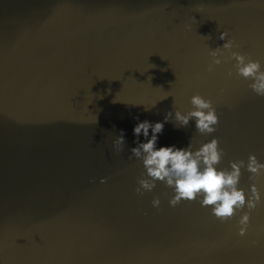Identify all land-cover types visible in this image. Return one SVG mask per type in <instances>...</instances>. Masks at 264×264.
Instances as JSON below:
<instances>
[{
	"label": "water",
	"instance_id": "obj_1",
	"mask_svg": "<svg viewBox=\"0 0 264 264\" xmlns=\"http://www.w3.org/2000/svg\"><path fill=\"white\" fill-rule=\"evenodd\" d=\"M223 31L264 67V0H0V264H264V204L240 236L242 212L222 223L199 201L172 207L160 182L139 195L146 170L128 159L138 122L186 114L199 93L217 131L169 121L157 148L219 138V168L264 163V97L234 59L207 70Z\"/></svg>",
	"mask_w": 264,
	"mask_h": 264
},
{
	"label": "clouds",
	"instance_id": "obj_2",
	"mask_svg": "<svg viewBox=\"0 0 264 264\" xmlns=\"http://www.w3.org/2000/svg\"><path fill=\"white\" fill-rule=\"evenodd\" d=\"M227 37L226 31L220 33L219 39L225 42L209 52L212 63L207 70L212 72L215 66L224 63L225 59H234L236 74L245 80H251L249 87L252 91L257 96L264 97V67L261 61L252 59L249 54L233 51L234 48H240V44L235 39H227ZM226 52L230 56L226 57ZM232 75V71L229 70L226 79ZM223 91L224 89H221V92ZM191 104L193 108L186 114L179 110H175L174 114L173 111H169L164 122L153 123L144 120L134 127L137 146L131 148L132 155L128 159L134 157L140 160L146 170L138 178L139 186L135 191L139 195H144L155 190L157 182L163 183L174 193L169 199L170 206L176 207L182 202L199 201L202 207H210L211 214L222 223H227L242 212L239 220V235L245 236L251 225L253 211L264 204V197L257 185L258 179L264 177V163L260 162L255 154H251L247 162L232 160L229 161L230 167L219 168L227 154L220 147L219 138L203 142L198 148L192 141L186 148H177L174 145L157 148L159 135L162 134L165 123L169 121H175L180 127H187L194 120L196 131L201 135H211L217 131L220 118L212 100L205 99L197 93L192 96ZM141 135L147 142H140ZM125 145V133L120 130L114 141V147L118 153H122ZM245 168L251 174L250 196L239 186L242 170ZM105 182L106 178H103L101 183ZM164 195L167 196L168 193ZM161 203L159 196L152 201L155 208H159ZM245 208L247 211H244Z\"/></svg>",
	"mask_w": 264,
	"mask_h": 264
}]
</instances>
